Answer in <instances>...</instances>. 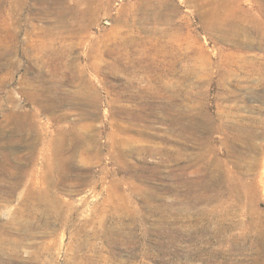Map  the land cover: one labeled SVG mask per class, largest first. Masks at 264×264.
<instances>
[{"label":"rangeland","instance_id":"1","mask_svg":"<svg viewBox=\"0 0 264 264\" xmlns=\"http://www.w3.org/2000/svg\"><path fill=\"white\" fill-rule=\"evenodd\" d=\"M41 1L0 0V162L25 170L16 191L0 189V264H264V24L237 38L252 48L207 25L260 18L264 0H65L87 13L63 18L76 32ZM173 104L223 131L182 144ZM235 123L261 135L258 154ZM85 125L92 154L66 160L50 207L51 140ZM110 133L134 140L126 159ZM225 136L256 167L226 157Z\"/></svg>","mask_w":264,"mask_h":264},{"label":"bare ground","instance_id":"2","mask_svg":"<svg viewBox=\"0 0 264 264\" xmlns=\"http://www.w3.org/2000/svg\"><path fill=\"white\" fill-rule=\"evenodd\" d=\"M43 4V8L41 11L46 12V7L50 8V3L56 6V10H54V15L55 17L59 20L56 21V23H60L63 28L69 27L70 29H67L68 32H76L81 30L79 27H75L73 23L63 21V18L67 15H72L75 17H84L87 15V13L79 8H73L70 7L69 5H64L65 0H42L41 1ZM15 4H11V6H14ZM259 10L261 11V17L256 18L252 14H243V16H234L230 17L228 15V18H222V19H214V20H208L207 25L209 29L213 28V24H219L222 25L223 27L227 28L228 35L232 36L233 39H228L232 43L237 44V45H244V48H252L253 45L251 42H245L242 43L239 41L237 38L242 37L243 34H252V33H261L258 26L261 24H264V21L261 20V22L258 21V19L263 18L264 20V1L261 2L258 5ZM50 11V9L48 10ZM213 21V22H212ZM244 21L249 22L251 25L250 27H247L244 25ZM46 32H50V30H46ZM221 34V33H220ZM223 35L221 34V37ZM51 45V43H47V45ZM53 47V46H51ZM260 49H264V46L258 45L256 46ZM176 60H173V63H175ZM171 108L173 109L175 113L174 117L171 118L170 122L172 127H176L182 135L180 136V141L182 144H185L186 141H191L192 139L194 140L195 137H197V131L199 129H203L207 132H212L220 128L221 131L224 129V126L219 125L218 126H213L212 119L209 116H204L203 119L200 121H197L196 118L194 117V114L190 112V110H187V112H181L179 109H176V104H173ZM144 107L142 108V111H133L132 118L130 120L136 121L140 120L141 116H143L140 112H143ZM128 112V111H127ZM127 114L131 115V112H128ZM14 115L16 116L15 121L17 120V117H20V114L18 112H14ZM200 115V114H198ZM17 126L14 127V130L16 132L20 131V125L15 124ZM128 127V126H127ZM226 128H230L231 130H236L240 133L243 134L241 138L239 139L238 143L244 145L247 147V150L254 151L256 154L257 152L259 153V147L254 145L252 143L253 138L255 137H261V135L254 133V131H251V126H248L246 124H241L239 125L238 123L233 124L232 126H228ZM196 132V133H195ZM187 134V137L185 136ZM62 137H55L51 140V146L53 147V152L50 154V162H52L50 165H46L44 167V179L43 181L46 183V190H45V195L48 194L50 196L48 200V204L51 207L50 202H52V194L50 193L51 187H58V186H64V182L66 179V172H67V166H66V160L71 159L77 156V151L80 149V156L84 157V160H89V156L92 154L91 150V143L96 142L98 139V134L93 133L90 129V126H81L78 130L72 129L69 131H64L62 132ZM196 135V136H195ZM238 139V138H237ZM197 140V139H196ZM235 140V139H234ZM21 141L20 139H15V138H9L6 142L14 145L16 142L18 143ZM222 145L226 147V152L225 155L229 159L231 158H240L242 156L246 161V166L249 168V170H252V164L255 163L256 167V162L257 158L256 156L253 158V161H250L249 156H247L245 153H241L238 149L234 148L233 146L230 145V141L226 138H222L221 140ZM233 141V140H232ZM236 141V140H235ZM234 141V142H235ZM234 142H232L234 144ZM108 143L111 147L116 149V156L118 159H126V156L128 152H131V150H128L131 147H134V140L131 139H126V140H121L117 137L115 133H110L108 135ZM237 143V142H236ZM235 143V145H236ZM206 144V143H205ZM204 145V144H202ZM204 147V146H203ZM33 148V147H32ZM96 150V149H95ZM143 151V149H139V151ZM98 152V151H97ZM257 153V154H258ZM5 156V155H4ZM202 156L200 154L193 156L192 154L188 155V161L193 162L195 160H200ZM252 159V158H251ZM227 160V158L225 159ZM236 161V160H235ZM224 163V162H223ZM264 164V161H263ZM7 165H11V163H4L0 162V173L3 174L4 176L8 177H13L14 182L9 185L8 187H1V191L5 192H14L16 191L19 186H20V181L19 179L25 175V170L22 167H17L16 166V171L14 172H9L6 167ZM14 166V165H13ZM15 167V166H14ZM241 167V166H240ZM246 169V168H245ZM255 169V168H254ZM230 170V169H229ZM184 171V170H183ZM230 173V172H229ZM10 175V176H9ZM79 176V175H78ZM7 177V178H8ZM71 177V176H70ZM183 180V179H182ZM191 183V182H190ZM186 184V183H185ZM203 184V183H202ZM117 187L116 185H113ZM202 187V186H201ZM192 190V189H191ZM40 196L37 197L39 199ZM203 199V198H202ZM56 200V199H55ZM251 239V238H250Z\"/></svg>","mask_w":264,"mask_h":264}]
</instances>
